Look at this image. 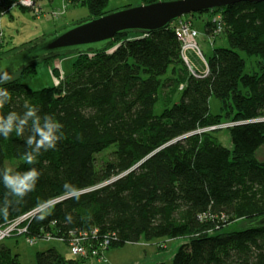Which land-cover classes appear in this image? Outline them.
<instances>
[{"label":"trees","instance_id":"16d2710c","mask_svg":"<svg viewBox=\"0 0 264 264\" xmlns=\"http://www.w3.org/2000/svg\"><path fill=\"white\" fill-rule=\"evenodd\" d=\"M73 1L88 6L83 20L133 5L109 10L110 0ZM14 6L34 9L2 0L0 16ZM205 15V36L221 35L227 46L214 47L207 73L202 63L193 74L180 31L188 18ZM68 52L30 63L0 85L11 97L0 114L23 112L28 103L41 116L53 115L65 134L32 165L22 159L28 130L0 136V169L41 173L23 199L8 197L0 228L28 216L20 226L29 237L83 240L102 255L142 238H186L173 264H264V158L256 156L264 146V1L190 13L149 33L123 31L101 48L75 51L74 70L58 84L35 90L24 82L37 74L39 62ZM244 55L257 58L250 71ZM212 96L223 112H212ZM223 117L236 122L227 128L232 148L212 129ZM6 193L0 182V205ZM44 207L49 214L40 218ZM241 219L249 222L229 230ZM36 262L81 263L56 247L37 252ZM0 264H23L6 240L0 241Z\"/></svg>","mask_w":264,"mask_h":264},{"label":"rangeland","instance_id":"374dc122","mask_svg":"<svg viewBox=\"0 0 264 264\" xmlns=\"http://www.w3.org/2000/svg\"><path fill=\"white\" fill-rule=\"evenodd\" d=\"M39 4L41 6H37L34 3L31 6L34 9L27 11H23L20 6H14L11 13H5L0 16V36L2 37L0 44L4 48L6 47V50L18 47L20 48L17 50L18 52L34 43H38V41L49 35L55 34L61 27L63 28L72 23L79 22L78 20L83 21L84 18L90 15L88 6H75L73 0H40ZM127 4H141V0H110L107 9L115 10ZM185 16L187 15L183 17ZM206 17L207 15L203 18L198 16L193 19L188 18L186 22L188 23V27L200 32L198 33L199 37L197 40L199 43L198 47L203 56H198L195 51H188L187 55L193 67L198 68V65H202L203 63L205 70H208L206 58L213 52L214 47L227 46V40L221 35H218L215 40H211L205 36ZM220 32L218 30V33ZM17 52H14L13 55H17ZM75 54V51H70L63 56L39 62L37 64V74L32 78L25 79L24 82L35 90L58 84L62 81L65 74H71L74 70ZM244 56L246 58V70L250 71L253 66L257 65L255 62L257 58L255 56ZM23 59L25 60V57H20L17 62L20 63ZM57 64L59 66H56ZM9 74L11 78L17 76L16 71H9ZM210 106L212 112L215 114L223 112L222 103L215 96L211 97ZM161 108L160 103L156 105L155 109L157 112H160ZM223 121L225 122L215 125L212 129H214L216 136L219 137L226 147L232 148V140L227 128L235 125L236 122L228 121L225 117H223ZM256 156L258 159L264 158V146L258 150ZM21 221L23 219L15 222V227H12V225L1 228L0 241L6 240V243L12 250L19 254L20 261L23 264H37V252L50 247H56L67 259L76 258L80 260V264H154L156 262L173 264L175 253L186 240V238H155L152 240L142 238L137 243H127L123 247L109 248L102 255L94 253V249L87 248L83 240L79 243H74V241L67 243L61 239H52V237L45 239L31 238L27 235V228L20 226L24 223H20ZM247 222L249 220L241 219L233 224L229 230L240 229L247 225ZM8 231L11 233H7ZM76 248L80 250L77 251Z\"/></svg>","mask_w":264,"mask_h":264},{"label":"water","instance_id":"95a60500","mask_svg":"<svg viewBox=\"0 0 264 264\" xmlns=\"http://www.w3.org/2000/svg\"><path fill=\"white\" fill-rule=\"evenodd\" d=\"M264 0H161L115 10L100 17L72 23L55 34L28 46L17 55L0 58V67L17 72L24 66L64 51L101 48L123 31L143 33L162 29L190 13L209 11L240 2L261 3ZM25 57L20 63L17 60ZM28 57V58H27ZM27 58V59H26ZM10 75V74H9ZM264 221H262V224Z\"/></svg>","mask_w":264,"mask_h":264},{"label":"clouds","instance_id":"9594fccd","mask_svg":"<svg viewBox=\"0 0 264 264\" xmlns=\"http://www.w3.org/2000/svg\"><path fill=\"white\" fill-rule=\"evenodd\" d=\"M10 80L9 72L0 67V85ZM10 99L8 89L0 86V109H3ZM39 112V108L26 103L23 112L13 110L6 115L0 114V136L8 138L13 132L17 136H23L26 130L29 131L25 140L28 150L22 156V159L29 165L37 162V157L42 150L55 149L57 143L65 138L62 131L63 125L53 115L44 114L41 116ZM40 175L41 173L35 167L23 172L15 171L12 168L0 169V182L7 189L5 199L0 205V213L7 217L12 203L8 197L17 200L23 199L35 189ZM47 214H49V209L45 208L40 218H44V215Z\"/></svg>","mask_w":264,"mask_h":264},{"label":"built area","instance_id":"2783aa9c","mask_svg":"<svg viewBox=\"0 0 264 264\" xmlns=\"http://www.w3.org/2000/svg\"><path fill=\"white\" fill-rule=\"evenodd\" d=\"M2 3V0H0V4ZM20 3L24 6H33L34 5V2L32 0H20ZM197 37H198V32L196 29H190L186 26L183 27V30L180 31V38L182 40V56H183V59H184V62L188 65V67L190 68V70L192 71L193 74H196L197 73V67H193L192 66V62L191 60L189 59L188 55H187V52L188 51H195L196 54L200 57H202L203 55L201 54V50L200 48L198 47V40H197ZM2 37L0 36V39ZM205 72L207 73L208 70H205ZM222 127V126H221ZM45 208V207H44ZM43 208V209H44ZM39 210V209H38ZM41 210V209H40ZM37 210L34 211V213L36 212ZM31 216V215H30ZM29 216V217H30ZM25 218H28L27 217H23L21 219H25ZM12 226V225H11ZM12 227H15V225H13ZM11 228V227H10ZM1 229V228H0ZM8 229V228H7ZM7 233H11V232H7ZM77 242L79 243L80 241L78 240H75L74 243ZM77 249V248H76ZM75 249V250H76ZM74 250V249H73ZM80 249L78 248L77 251H79ZM94 253H97V252H94Z\"/></svg>","mask_w":264,"mask_h":264},{"label":"crops","instance_id":"0c3cea01","mask_svg":"<svg viewBox=\"0 0 264 264\" xmlns=\"http://www.w3.org/2000/svg\"><path fill=\"white\" fill-rule=\"evenodd\" d=\"M35 5H37V6H41L40 4H39V1H37L36 3H35ZM41 8V7H40ZM6 48V47H5ZM4 47H1L0 48V58H3V57H7L10 53H7V51H5L6 49H5Z\"/></svg>","mask_w":264,"mask_h":264}]
</instances>
